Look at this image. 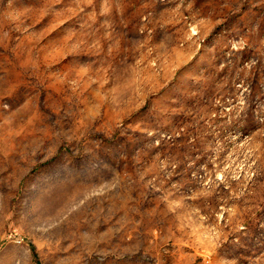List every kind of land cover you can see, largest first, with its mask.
<instances>
[{"label":"rangeland","instance_id":"374dc122","mask_svg":"<svg viewBox=\"0 0 264 264\" xmlns=\"http://www.w3.org/2000/svg\"><path fill=\"white\" fill-rule=\"evenodd\" d=\"M264 264V0H0V257Z\"/></svg>","mask_w":264,"mask_h":264},{"label":"crops","instance_id":"0c3cea01","mask_svg":"<svg viewBox=\"0 0 264 264\" xmlns=\"http://www.w3.org/2000/svg\"><path fill=\"white\" fill-rule=\"evenodd\" d=\"M0 264H15V257H0Z\"/></svg>","mask_w":264,"mask_h":264}]
</instances>
